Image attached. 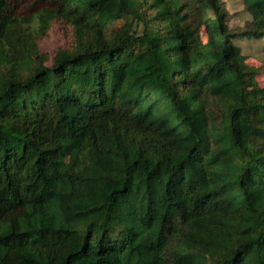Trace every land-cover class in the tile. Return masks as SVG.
<instances>
[{"label":"trees","instance_id":"1","mask_svg":"<svg viewBox=\"0 0 264 264\" xmlns=\"http://www.w3.org/2000/svg\"><path fill=\"white\" fill-rule=\"evenodd\" d=\"M243 1L0 0V264H264Z\"/></svg>","mask_w":264,"mask_h":264},{"label":"rangeland","instance_id":"2","mask_svg":"<svg viewBox=\"0 0 264 264\" xmlns=\"http://www.w3.org/2000/svg\"><path fill=\"white\" fill-rule=\"evenodd\" d=\"M227 8L231 14V20L229 22V27L231 29H236L243 27L248 20H250L251 15L246 9L243 0H224ZM255 39H248L246 41H234L238 46H240L243 54L251 57L249 59L256 58V62L261 65L264 58L263 53V42L253 41ZM68 40L65 38L61 25H56L50 30L47 36L43 37L38 41L40 49L53 56L54 52L58 47L66 45ZM251 41V42H248ZM259 85L264 86V74H260L256 77Z\"/></svg>","mask_w":264,"mask_h":264}]
</instances>
